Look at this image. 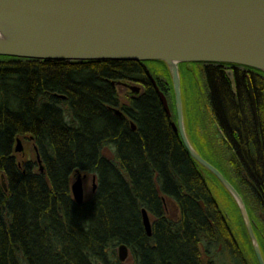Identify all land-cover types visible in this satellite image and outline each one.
Segmentation results:
<instances>
[{
  "label": "trees",
  "instance_id": "obj_1",
  "mask_svg": "<svg viewBox=\"0 0 264 264\" xmlns=\"http://www.w3.org/2000/svg\"><path fill=\"white\" fill-rule=\"evenodd\" d=\"M152 63L0 56V264H217L227 254L250 263L204 172L216 176L190 155L169 124L147 74ZM158 63L167 82L158 85L169 95L171 74ZM208 78L219 129L228 140L236 132L245 137L239 120L253 118L249 95L236 97L221 78L216 89ZM121 80L145 85L144 93L122 105L128 118L111 109L119 105L112 82ZM257 98L264 122L258 90ZM17 138L27 146L22 153L15 151ZM234 153L223 162L226 174L219 170L246 204L251 150ZM79 173L96 178V190L81 204L71 189ZM121 244L129 248L125 262L118 255Z\"/></svg>",
  "mask_w": 264,
  "mask_h": 264
},
{
  "label": "water",
  "instance_id": "obj_2",
  "mask_svg": "<svg viewBox=\"0 0 264 264\" xmlns=\"http://www.w3.org/2000/svg\"><path fill=\"white\" fill-rule=\"evenodd\" d=\"M0 56L164 61L175 89L183 143L236 200L258 260L264 264L242 196L187 136L179 71L180 63L217 62L264 72V0H0ZM153 82L167 107L165 94ZM132 90L139 93L138 87ZM250 93L254 99L252 89ZM256 109L255 104V113ZM23 150L18 140L15 151ZM38 159L41 162L39 155ZM72 193L77 203L84 202L81 173ZM142 213L146 232L151 235L150 217L145 209ZM118 255L122 262L128 259L126 244L119 246Z\"/></svg>",
  "mask_w": 264,
  "mask_h": 264
},
{
  "label": "rangeland",
  "instance_id": "obj_3",
  "mask_svg": "<svg viewBox=\"0 0 264 264\" xmlns=\"http://www.w3.org/2000/svg\"><path fill=\"white\" fill-rule=\"evenodd\" d=\"M255 70H257V69H255ZM257 71H259L262 74L264 73L260 70H257ZM217 78H218L217 74H212V80H213L212 84H213V86H215L216 89H219L220 84L216 81ZM195 81H196L195 84H193V80H191V84H188V81H185V80L183 82H181L182 103L184 105V113H185L184 117H185V121L189 123V132H190L189 136H190L191 140L197 146V151L203 156V158L206 159L207 161H209L217 169L220 168L222 170V172H224L226 174L225 170H226V167L228 165H227V163L223 164V162H226L227 159L231 156H233V157L237 156L233 152V149L231 147L232 143L235 142V137L233 140L232 139L228 140L226 138L225 132H221V130L217 126L215 127L214 133H212V132L203 133V134L197 133V130H196V125L198 124L197 122L201 121V123H202L205 120H207V121L212 120V122H215V121H217L216 118H218V116L215 113V109H213V107H211L210 98L208 97L211 93L210 92L211 90L209 88L211 83L209 82V85L207 83L202 84L200 79H197V77L195 78ZM261 81L264 82V80H262L261 77L257 76V78L253 79L250 82V84H251L250 90L252 89L253 94H254V99H252L253 97H252L251 93L249 94L250 98H251L250 103L252 100L251 106H252L253 110H254V106L256 104L257 113H258L257 90H258V92H260L261 98L262 99L264 98V90H262V88H264V83L262 85ZM256 82L258 84H260L262 88L256 87L257 88L256 89L255 88L256 85L254 86V83H256ZM129 84H134L137 87H142V88L145 87L144 84H140V85L136 84V83H129ZM172 86H173L174 91L171 90V92H169V97H170L171 101L173 100L172 93L176 97L173 81H172ZM118 92L120 94V100H121L122 104H126V103L130 102L131 96L128 95V91L126 92V90L123 88V85L119 87ZM254 101H255V103H254ZM188 102H190V104H188ZM188 107H189V109H188ZM195 113H196V116L193 117L192 115H195ZM192 127L195 128V132H193ZM251 128H253L252 125L244 127V133L249 134ZM234 132L235 131H231L229 134H234ZM222 134H223V136H222ZM241 142H244L241 144L242 146H244L245 148H248V145L245 144L246 142H248V140L243 139V141H241ZM22 145H23V149L25 151L27 146L25 144H22ZM210 146H211L212 150H210L208 148ZM228 150H230V151L228 152ZM27 152H30L29 149ZM24 153H26V152H24ZM25 156H30V154L26 153L24 155V157ZM21 157H22V155H21ZM225 158H227V159L225 160ZM240 161L243 164L242 156L240 157ZM252 165L253 164L250 163L248 166V169H249L248 177L249 178H250V169H251V171L253 170L252 172L256 171L255 167ZM256 169H257V167H256ZM76 178L74 180H76ZM83 182H84L85 195H86L85 197L86 198L90 197L94 192L93 191L94 181H93L92 175H88V177ZM249 184H251L250 181H249ZM209 185H210V188L213 192L215 199L218 202V205L225 212V214L227 215V218H229V223L232 224V228L235 231L239 242L242 244L243 250L247 255L248 261L250 262L249 264H255L253 261H255V260L258 261V257L256 255L255 250H254L253 243H251V247H252L253 251H252V249L250 250L249 243L245 242L247 245L245 243H243L244 242V240H242V238H243L242 237V230L243 229H242L239 217H238L239 213L235 207V204H234L232 198L224 189L220 188V186L216 187L212 183H209ZM238 208H239V206H238ZM251 254H252V256H251ZM226 257H227L226 260L220 259L219 261H217V264H244V263H242L241 260L237 261L236 259H234V256L232 257L231 254H227Z\"/></svg>",
  "mask_w": 264,
  "mask_h": 264
},
{
  "label": "bare ground",
  "instance_id": "obj_4",
  "mask_svg": "<svg viewBox=\"0 0 264 264\" xmlns=\"http://www.w3.org/2000/svg\"><path fill=\"white\" fill-rule=\"evenodd\" d=\"M10 57V56H9ZM12 57V56H11ZM33 60H39L40 61V59H33ZM111 60H114V59H109V58H107V57H102V58H97V57H92V56H89L88 58H86V59H78V60H74V61H71V62H81V63H86V62H94V61H98V62H100V61H111ZM50 61H52V60H50ZM58 61H60V60H58ZM135 61V60H134ZM157 63H152L153 65H154V67L153 66H149V68L150 69H148L147 70V74H148V77L150 78V80H151V82L153 83V86L155 87V83L153 82V79L156 81V84L158 85L159 83H167L166 82V79L165 78H163V74H164V70H162V68H160V65L161 64H159L158 63V61H160V60H155ZM162 62H164V61H162ZM165 63V62H164ZM193 63V62H192ZM166 64V63H165ZM181 64V63H180ZM179 64V65H180ZM167 65V64H166ZM157 67H159V68H157ZM248 67V66H247ZM179 71H180V67H179ZM170 72V71H169ZM240 78L242 77V75L241 74H239L238 75ZM153 79H152V78ZM190 78H192L191 80H193V84H195L196 83V81H195V78L194 77H190ZM228 79H229V81H230V83L232 84V86L234 87V88H236V82H235V78L231 75V76H229L228 77ZM191 80H189L188 81V84H191ZM232 80L234 81V85H233V83H232ZM119 82H121V84L122 85H125V84H127V85H125V86H123V88L126 90V92L128 91V90H130L129 92H128V95H130L131 96V98H134V97H137V96H139L140 94H142V93H144V91H145V87L144 88H142V87H138L139 88V93L138 94H135V92L132 90V87L133 86H135V87H137L136 85H134V84H129V83H136V84H144L143 82H140V81H129V80H121V81H119ZM218 83H220V84H222V81L221 80H219V81H217ZM228 82V81H227ZM229 83V82H228ZM229 83V84H230ZM121 84H118V81H113L112 82V85L115 87V90L117 91V93H118V100H119V105H116L117 107H111V109H113L114 110V112L116 111V112H118V111H120L118 114L116 113V115H118V117H120V118H128V115L124 112V110H123V107H122V102H121V100H120V94H119V92H118V89H119V87L120 86H122ZM131 85V86H130ZM156 88V87H155ZM158 88L160 89V86L158 85ZM161 90V89H160ZM162 91V90H161ZM134 92V93H133ZM156 92H157V94H158V97H159V99H160V102H161V105L163 106V108H164V111L166 112V114H167V119H168V121H169V124H170V126H171V128H172V130L173 131H175L180 137H181V131H180V125H179V112H178V106H177V101H176V97H175V99L174 100H170V97H169V95H166L165 93H164V91H162L164 94H165V99H166V101H167V107H166V105L163 103V100H162V97H161V95H159V92H158V90L156 89ZM246 93L249 95V93L247 92V90L245 89V87L244 86H241L240 87V90L239 91H237V95H236V97H238V96H241L242 94H245L246 95ZM249 98H250V95H249ZM251 99V98H250ZM251 103H252V100H251ZM126 104H128V103H126ZM188 104H190V102H188ZM254 105V104H253ZM182 106H183V114H185L184 113V105L182 104ZM188 109H189V107H188ZM192 116H194V115H192ZM260 115H259V113H255L254 112V110H253V118L251 119V120H247V122H245V121H240L239 120V122H240V125L242 126V127H246V126H250V125H252L253 123H255V124H257V126L260 128V130L261 131H264V122L263 121H261L260 122ZM193 119V118H192ZM217 119V118H216ZM219 121V119H217V121H215V122H212V120H209V121H207V120H205V121H203L202 123H201V121L200 122H197L198 124L196 125V130H197V133L198 134H200V133H210V132H214V130H215V127L217 126V127H219V125H218V122ZM183 124H184V126H185V130H186V133H188L189 132V123L188 122H186L185 120H184V122H183ZM188 124V125H187ZM237 125H238V123H237ZM193 129H195V128H193L192 127V130ZM240 135L241 134H239V133H235V142L234 143H232V149H233V151L234 152H236V153H240L243 149H244V146H242L241 145V143L239 144V140H240ZM222 136H223V134H222ZM234 136H232L231 135V137H233L232 138V140L234 139ZM18 140H20L21 142H22V139L21 138H17V140H16V145H17V143H18ZM181 140H182V137H181ZM182 142H183V140H182ZM22 144H23V142H22ZM16 145H15V148H16ZM222 151V150H221ZM230 151V150H229ZM38 155L39 154H37V160H38V162H39V159H38ZM39 157H41L40 155H39ZM41 159V158H40ZM41 167V166H43V163H42V160H41V162H39V165H38V167ZM201 169V168H200ZM219 170V169H218ZM201 171H202V169H201ZM204 173H206V177L208 178V180H209V183H212L213 185H215L216 187H219L220 186V188H222V189H224L229 195H230V197L232 198V200H233V202H235L236 203V200L233 198V196L230 194V192L228 191V189L222 184V182L219 180H217V179H215L214 177H212L211 176V174H209L207 171H205ZM255 177H256V179H261V181L259 180V181H256V179H253V182H254V185H255V190H257V188H259L260 186H261V188L260 189H264V187H263V179H264V171H263V173H261V172H256L255 174ZM215 176V175H214ZM88 176L87 175H84L83 176V181L87 178ZM224 177H225V175H224ZM92 178H93V181H94V185H96V178L94 177V176H92ZM226 178V177H225ZM226 180L227 181H229V179L228 178H226ZM75 182V180H72V183H71V189H72V185H73V183ZM220 182V183H219ZM230 182V184H232V186L238 191V189L235 187V185L231 182V181H229ZM256 182H257V185H256ZM251 184H250V187H249V195H247L245 198H246V200H247V202H246V204H245V207H246V210H247V214H248V216H249V209H248V206H249V204H251V203H254V206L256 207L255 209H256V211L258 212V211H262V209H263V207H264V192L262 191V190H260V192H259V194H258V197H253V196H251V194H250V189H251ZM95 190H96V188H95ZM94 190V186H93V191H95ZM252 190V189H251ZM212 191V190H211ZM257 191H259V190H257ZM239 192V191H238ZM73 194V193H72ZM84 194H85V188H84ZM212 194H213V192H212ZM86 196V195H85ZM214 196V195H213ZM73 198H74V195H73ZM215 198V197H214ZM75 199V198H74ZM85 200V199H84ZM216 200V199H215ZM76 201V200H75ZM217 201V200H216ZM218 203V202H217ZM245 203V202H244ZM79 204V203H78ZM237 204V203H236ZM238 205V204H237ZM236 207V206H235ZM237 209V208H236ZM240 214H241V212H240ZM242 215V214H241ZM243 218V217H242ZM249 219H250V217H249ZM250 222H251V226H252V229H253V225H252V221H251V219H250ZM247 229V228H246ZM247 232H248V230H247ZM253 232H254V235H255V237H256V239H257V236H256V234H255V231H254V229H253ZM249 234V233H248ZM249 237H250V235H249ZM250 240H251V238H250ZM257 241H258V239H257ZM258 244H259V247H260V243L258 242ZM260 250H261V248H260ZM262 254V253H261ZM263 258V257H262ZM255 264H260V262H259V260L258 261H253Z\"/></svg>",
  "mask_w": 264,
  "mask_h": 264
},
{
  "label": "flooded vegetation",
  "instance_id": "obj_5",
  "mask_svg": "<svg viewBox=\"0 0 264 264\" xmlns=\"http://www.w3.org/2000/svg\"><path fill=\"white\" fill-rule=\"evenodd\" d=\"M180 67V75H181V82L191 80L190 77H197L200 79L202 84L207 83L209 85V78L212 77V74H217L218 78L225 79L226 82L229 81L228 77L233 76L235 78L236 88L232 86V84L227 82L228 90L233 94L236 95L237 91L240 90L241 86H244L247 92L250 94V82L258 77L264 79V75L259 71L244 66L240 64H232V63H217V62H193V63H181ZM241 74L242 77L240 78L238 75ZM124 86V85H123ZM126 87V86H125ZM211 88V86L209 87ZM264 90V88H263ZM129 92V90H128ZM214 133V132H212ZM190 132H188L189 136ZM244 140H248L245 144L248 145V148L251 150V164L255 167L254 171L257 172L255 164L258 162L262 169L260 168L261 173L264 171V131L261 130H254L251 128L249 134L240 135L239 144L244 143L241 142ZM191 140V139H190ZM193 146L197 148L195 143L191 140ZM212 150L211 146L208 147ZM263 150L262 152H260ZM253 171V170H252ZM250 169V182H251V189L250 194L253 197H258L260 191L255 190V185L253 179H256L255 173L252 172ZM264 181V179H263ZM264 187V185H263ZM264 192V189L262 190ZM256 207L254 203L249 204V217L252 221L253 229L257 236L258 242L260 243L261 253L264 260V207L262 211H256Z\"/></svg>",
  "mask_w": 264,
  "mask_h": 264
}]
</instances>
